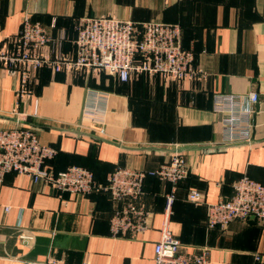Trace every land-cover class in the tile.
<instances>
[{"label": "crops", "instance_id": "crops-1", "mask_svg": "<svg viewBox=\"0 0 264 264\" xmlns=\"http://www.w3.org/2000/svg\"><path fill=\"white\" fill-rule=\"evenodd\" d=\"M25 16L46 28L47 54L74 52V24L81 18L178 24L182 48L193 53L199 75L163 81L140 74L122 83L105 73L46 67L33 73L19 120L55 149L47 162L54 172L79 166L105 184L116 167L154 172L171 150L182 148L189 173L168 212L170 185L147 175L141 203L148 228L133 238L112 236L109 221L118 205L107 193H59L25 175L7 174L0 186V264H153L165 219L181 253L205 246L209 264H255L256 257L264 264L260 222L207 227V205L231 198L240 177L264 185V0H0V46L17 34ZM17 88L18 78L0 65V130L16 126ZM250 92L259 95L252 141L221 145L213 94ZM90 107L103 113L92 120L84 115ZM77 130L84 135L72 133ZM192 189L201 192L203 204L186 200ZM20 230L34 235L30 246L17 240Z\"/></svg>", "mask_w": 264, "mask_h": 264}, {"label": "built area", "instance_id": "built-area-1", "mask_svg": "<svg viewBox=\"0 0 264 264\" xmlns=\"http://www.w3.org/2000/svg\"><path fill=\"white\" fill-rule=\"evenodd\" d=\"M74 28L76 38L72 54H63L60 50L45 53L51 38L42 24L32 22L28 16L23 18L17 34L0 46V65L9 76L18 78L14 110L17 120L21 115L18 107L29 95L31 75L44 67L52 72L105 73L122 83H128L133 75L140 74L163 81L199 75L192 67L193 53L182 48L178 24H137L101 16L78 19ZM258 102L256 92L213 94L212 112L220 117L221 145L249 144L252 141L253 117ZM100 113L103 112L98 107L84 111V115L92 120H96ZM100 133H103L102 129ZM55 155V149L42 144L29 127L16 123L13 128L0 130V186L7 174L15 173L27 176L33 183L43 182L59 193L80 196L93 192L107 193L118 205L109 221L111 234L121 238H133L148 228V213L141 203L147 175L156 176L170 185V192L166 195L168 212L178 184L189 173L183 155L174 152L154 172L116 167L108 175L106 183L99 184L87 168L69 166L54 172L47 162ZM186 200L203 204L202 194L196 189L188 192ZM8 210V207L4 209L5 212ZM249 219L264 225V185L244 175L234 183L231 198L207 205V227L225 228L234 220ZM17 240L28 247L34 242V235L20 230ZM180 248V241L171 234L165 219L154 246L153 264H209L207 247H198L193 253H181ZM255 261V264H262L259 257ZM39 264L61 262L48 260Z\"/></svg>", "mask_w": 264, "mask_h": 264}, {"label": "water", "instance_id": "water-1", "mask_svg": "<svg viewBox=\"0 0 264 264\" xmlns=\"http://www.w3.org/2000/svg\"><path fill=\"white\" fill-rule=\"evenodd\" d=\"M12 121H14L15 123L21 124V125L32 126V124H30L28 122H24L22 120L12 119ZM72 133H75L77 135H84V134L80 133L79 130L72 132ZM183 151H184V149L180 148V149L171 150L170 152L171 153H174V152L181 153Z\"/></svg>", "mask_w": 264, "mask_h": 264}]
</instances>
